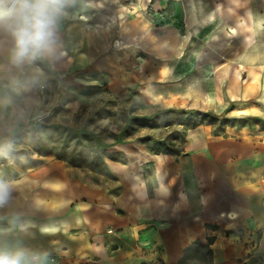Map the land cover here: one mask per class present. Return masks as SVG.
<instances>
[{"label":"crops","instance_id":"0c3cea01","mask_svg":"<svg viewBox=\"0 0 264 264\" xmlns=\"http://www.w3.org/2000/svg\"><path fill=\"white\" fill-rule=\"evenodd\" d=\"M122 1L71 0L55 61L13 66L0 35V150L28 135L84 75L126 59L153 61L149 94L165 99V85L185 86V96H170L195 122L185 146L131 151L101 184L53 165L39 180L9 182L0 223L12 246L0 254L49 264H179L188 247L213 238L212 264H249L264 245V0H138L136 16Z\"/></svg>","mask_w":264,"mask_h":264},{"label":"rangeland","instance_id":"374dc122","mask_svg":"<svg viewBox=\"0 0 264 264\" xmlns=\"http://www.w3.org/2000/svg\"><path fill=\"white\" fill-rule=\"evenodd\" d=\"M138 4V0H123L120 9L136 16L141 13L134 8ZM167 13L165 20H169ZM122 37L120 31L114 40L115 50L121 51ZM152 62L138 67L135 60H120L112 72L84 75L77 91L65 93L64 98L55 100L54 108L35 117L28 135L20 134L11 146L0 150V180L36 181L53 165L72 177L101 184L113 180L109 165L125 163L131 151L145 148L152 153H166L183 149L187 128L195 122L186 118L184 109L172 104L175 97L170 96H185V86L165 85V99L153 91L145 92L143 88H151L154 83ZM201 80V76L194 80L195 99L202 97L197 87ZM40 95L44 97V93ZM63 102L67 108L64 113ZM6 227L0 223V250L12 246L7 234H2L10 231ZM193 248L202 254L207 251L200 243ZM29 258L32 264H49L41 258ZM182 264L209 262L193 256ZM249 264H264V245Z\"/></svg>","mask_w":264,"mask_h":264},{"label":"clouds","instance_id":"9594fccd","mask_svg":"<svg viewBox=\"0 0 264 264\" xmlns=\"http://www.w3.org/2000/svg\"><path fill=\"white\" fill-rule=\"evenodd\" d=\"M70 3L71 0H0V35L10 43L7 54L13 66L59 58L58 27ZM11 191L9 182L0 180V205L8 201ZM0 264H32V259L23 252L0 254Z\"/></svg>","mask_w":264,"mask_h":264},{"label":"trees","instance_id":"16d2710c","mask_svg":"<svg viewBox=\"0 0 264 264\" xmlns=\"http://www.w3.org/2000/svg\"><path fill=\"white\" fill-rule=\"evenodd\" d=\"M213 242V238H209L208 239V243L207 244H203L201 242H196L195 244L197 243H200V247L202 248H205L207 250L206 253L202 254L200 253L199 251L197 250H194L193 246L191 247H188L186 250H185V253H184V256L181 258L179 264H182L184 261H186L187 259H189L190 257H199V258H203L204 260H208L209 264H212V261H211V255H212V250L209 248L210 244H212ZM143 264H146V263H143Z\"/></svg>","mask_w":264,"mask_h":264},{"label":"bare ground","instance_id":"6f19581e","mask_svg":"<svg viewBox=\"0 0 264 264\" xmlns=\"http://www.w3.org/2000/svg\"><path fill=\"white\" fill-rule=\"evenodd\" d=\"M85 19H87V18H85ZM45 229H47V227H45Z\"/></svg>","mask_w":264,"mask_h":264}]
</instances>
